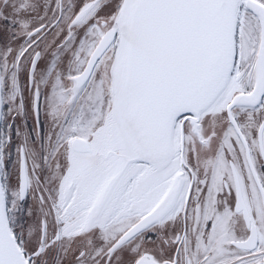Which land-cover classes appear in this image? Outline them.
Here are the masks:
<instances>
[{"label":"snow or ice","instance_id":"6c2138e0","mask_svg":"<svg viewBox=\"0 0 264 264\" xmlns=\"http://www.w3.org/2000/svg\"><path fill=\"white\" fill-rule=\"evenodd\" d=\"M0 264H264V0H0Z\"/></svg>","mask_w":264,"mask_h":264}]
</instances>
